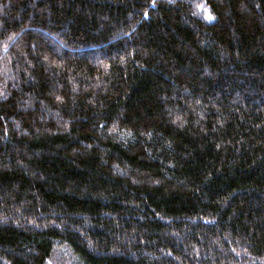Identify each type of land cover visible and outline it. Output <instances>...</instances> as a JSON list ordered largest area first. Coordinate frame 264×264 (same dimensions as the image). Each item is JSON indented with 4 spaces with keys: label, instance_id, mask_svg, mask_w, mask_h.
Listing matches in <instances>:
<instances>
[{
    "label": "trees",
    "instance_id": "1",
    "mask_svg": "<svg viewBox=\"0 0 264 264\" xmlns=\"http://www.w3.org/2000/svg\"><path fill=\"white\" fill-rule=\"evenodd\" d=\"M0 264H264V0H0Z\"/></svg>",
    "mask_w": 264,
    "mask_h": 264
},
{
    "label": "snow or ice",
    "instance_id": "2",
    "mask_svg": "<svg viewBox=\"0 0 264 264\" xmlns=\"http://www.w3.org/2000/svg\"><path fill=\"white\" fill-rule=\"evenodd\" d=\"M211 18H212L211 16L208 17V19H211Z\"/></svg>",
    "mask_w": 264,
    "mask_h": 264
}]
</instances>
